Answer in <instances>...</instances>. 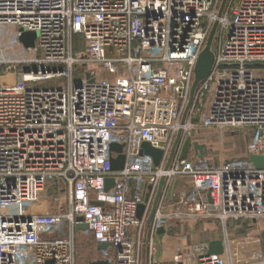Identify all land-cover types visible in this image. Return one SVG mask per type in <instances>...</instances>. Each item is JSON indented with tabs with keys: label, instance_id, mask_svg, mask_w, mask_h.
<instances>
[{
	"label": "built area",
	"instance_id": "obj_1",
	"mask_svg": "<svg viewBox=\"0 0 264 264\" xmlns=\"http://www.w3.org/2000/svg\"><path fill=\"white\" fill-rule=\"evenodd\" d=\"M221 4L0 0V264H76L77 234L108 244L97 258L108 264H141L143 246L148 264H157L160 227L178 241L166 261L264 264L260 234L226 232L228 223L264 221V167L248 160L264 158V0H226L218 15ZM214 22L212 68L181 123ZM25 32L37 34L32 46L20 40ZM210 128L254 134L241 158L210 163L190 150L180 159L185 138ZM142 142L163 151L158 167L139 153ZM111 143L122 145L118 171ZM109 177L114 185L104 191ZM175 179L186 187L170 211L164 199ZM50 181L61 200L53 211L40 208ZM205 220L221 226L222 256L170 232ZM78 223L86 228L76 231Z\"/></svg>",
	"mask_w": 264,
	"mask_h": 264
},
{
	"label": "water",
	"instance_id": "obj_2",
	"mask_svg": "<svg viewBox=\"0 0 264 264\" xmlns=\"http://www.w3.org/2000/svg\"><path fill=\"white\" fill-rule=\"evenodd\" d=\"M225 1L226 0H222V4H221L220 10L218 12V15H220ZM216 26H217V23L214 22V24L212 25L210 32L207 36L205 45L202 48V50L200 51L198 58L196 60V64L194 66V71H193V73H194L193 74V80H192V83L190 86V91H189V98H188V102L186 104L185 110H184L182 118H181V123H183L185 121L186 114H187V112H188V110L192 104L196 88L198 87L199 83L209 75L210 70L212 68L214 53L212 51L211 45H212L215 30H216ZM36 36H37V34L35 32H25L20 36V40L22 41L24 46L28 47V46L33 45V42H34V39ZM179 137H180V131L177 133V136H176L175 141L173 143L172 149H171V151L168 155V158L164 164L163 168L165 170L168 168V166L171 162V159L173 157L174 148L176 147V144L178 143ZM109 150L111 152L117 153V156L115 158L111 157V159H110L111 170L118 171V170L122 169L123 163H124V155L121 154L122 145L117 144V143H111L109 145ZM190 150L198 158L206 157L207 153H208L207 146L204 143H200L197 140H192L190 137H186L182 143L179 158L185 159ZM139 153L149 155L152 158L153 165L155 167H158L160 165V160H161V157L163 154V151L161 149L151 146L148 142H142ZM248 160L257 169H262L264 167V158L262 155L249 154ZM113 185H114V179L111 177L106 178L104 181V191H108L109 188L113 187ZM163 185H164V177L161 176L159 181H158V184H157L156 193L154 195V198H153V201H152V204L150 207L148 218L146 220V227L147 228L150 225V222L153 218V215H154V212L156 209L157 202H158V200L162 194ZM92 203L96 204V205L101 204L100 202H96V201H92ZM142 209H143L142 205H139L137 207V216L138 217L141 215ZM77 220L81 221L82 219H81V217H78ZM85 228H86V225L84 223H78L75 226L76 231L83 230ZM156 232L162 233V232H164V228L160 227L157 229ZM107 247H108V244H106V243H98L96 246L98 252L106 249ZM223 252H224V247H223V242L221 240L216 239V240L209 241L208 249H207L208 254H216V255L222 256ZM47 264H50V262H47ZM88 264H108V263L106 260H103V259H95V260L89 261Z\"/></svg>",
	"mask_w": 264,
	"mask_h": 264
},
{
	"label": "rangeland",
	"instance_id": "obj_3",
	"mask_svg": "<svg viewBox=\"0 0 264 264\" xmlns=\"http://www.w3.org/2000/svg\"><path fill=\"white\" fill-rule=\"evenodd\" d=\"M80 47L81 44H78L77 48L79 49ZM253 134L254 132L251 128H210L200 131L198 134H196V137L194 139L200 143H204L207 146L208 153L206 158L208 159V161L210 163H218L227 159L243 157L246 152V146L252 138ZM53 190L54 184L52 183V181H50L47 183L44 191L41 193V199L44 203L40 208H46L48 211L57 209V206L59 203H61V200H58V198L55 197ZM210 221L214 223L215 230L217 229V232H220L221 229L219 230L216 221ZM203 222L205 221L193 224L192 227H190L188 224H174L173 228L175 229L176 233L174 232L173 234H186L188 239L190 233L193 232V235L197 234V230L195 231L196 226L199 223ZM181 225L184 227V231H177L178 227H180ZM240 227H242V235L260 234L261 246L264 249V221L260 220L253 223L249 221L242 222ZM75 242L77 251L76 264H88L89 261L98 258L99 253L95 252L94 243L90 237H86L81 234L76 235Z\"/></svg>",
	"mask_w": 264,
	"mask_h": 264
},
{
	"label": "crops",
	"instance_id": "obj_4",
	"mask_svg": "<svg viewBox=\"0 0 264 264\" xmlns=\"http://www.w3.org/2000/svg\"><path fill=\"white\" fill-rule=\"evenodd\" d=\"M186 187V182L183 179H175L169 188V191L167 192L164 202H165V208L167 210H172L173 209V204L172 202L175 199V195L177 193L178 190L182 189ZM149 215V213H148ZM148 218V216H147ZM215 221V220H214ZM202 222V221H200ZM216 223L218 224L219 230L221 229L220 224L216 221ZM242 224V221L239 222H232V223H228L226 225L227 227V235L229 236H237V235H242V227H240ZM149 228L150 227H144L143 229V239H146V237L149 234ZM177 229V228H176ZM172 230V231H171ZM170 232L171 233H176L175 229H171ZM197 230V234L193 235V232L189 234L188 239L191 244H197L200 243L204 246H207L208 249V243L211 240H222V232H217V229L215 230V225L213 222H211L210 220H205V222L203 223H199L196 226L195 231ZM218 230V231H219ZM177 231H184V227L181 225L180 227H178ZM194 231V233H195ZM217 232V233H216ZM135 230L131 229V234L134 235ZM80 235V234H77ZM155 243H156V253H155V259L157 261V264H180V263H173V262H169L166 261V256L170 253L173 252L177 249L178 247V241L177 239H175L172 235H170L169 232H166L164 230V232L162 233H157L156 232V236L154 237ZM93 243H94V249L95 252L98 253V250L96 248L97 243L92 239ZM112 251V250H111ZM141 264H148V258L146 256L145 253V248L144 246L142 247V254H141Z\"/></svg>",
	"mask_w": 264,
	"mask_h": 264
},
{
	"label": "trees",
	"instance_id": "obj_5",
	"mask_svg": "<svg viewBox=\"0 0 264 264\" xmlns=\"http://www.w3.org/2000/svg\"><path fill=\"white\" fill-rule=\"evenodd\" d=\"M78 47V43L76 44V48Z\"/></svg>",
	"mask_w": 264,
	"mask_h": 264
}]
</instances>
